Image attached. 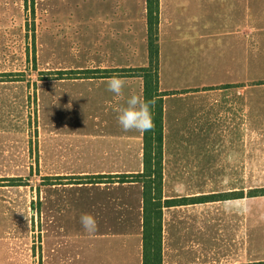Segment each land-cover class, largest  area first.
I'll return each mask as SVG.
<instances>
[{
	"label": "crops",
	"instance_id": "1",
	"mask_svg": "<svg viewBox=\"0 0 264 264\" xmlns=\"http://www.w3.org/2000/svg\"><path fill=\"white\" fill-rule=\"evenodd\" d=\"M144 17L148 52L140 68L149 65L146 0ZM159 18L165 199L243 195L166 208L163 264H262L264 196L250 193L264 189L257 182L264 178V0H160ZM130 54L131 48L118 61L102 58L92 70L139 69L130 67ZM122 78L127 81L123 97L106 90V79L86 80L97 92L89 105L79 104L81 118L89 108L93 137L107 146L99 145L90 156H82V149L68 154L64 145L43 154V264H143L142 184L57 180L143 172V134L124 132L117 122V109L131 95L143 97V81ZM19 167L16 162L15 170ZM18 177L0 178V192L8 193L4 201L23 198L11 194ZM212 180L226 189L204 190ZM24 199L32 203L34 195ZM84 213L96 218L94 233L80 226ZM18 239L30 254V238Z\"/></svg>",
	"mask_w": 264,
	"mask_h": 264
},
{
	"label": "rangeland",
	"instance_id": "2",
	"mask_svg": "<svg viewBox=\"0 0 264 264\" xmlns=\"http://www.w3.org/2000/svg\"><path fill=\"white\" fill-rule=\"evenodd\" d=\"M144 18V0H0V77L8 80L0 83V178L17 174L18 186H30L20 191L12 182L11 194L23 197L16 203L4 201L8 193L0 192V264H43V154L64 145L68 154L82 149V156H90L99 145L107 146L91 133L89 108L84 118L79 109L91 103L96 86L86 80L56 84L55 75L92 69L102 58L118 61L129 48L130 67L143 65ZM217 182L203 189H226ZM27 194L34 195L32 203L24 199ZM24 236L30 238V254L18 239Z\"/></svg>",
	"mask_w": 264,
	"mask_h": 264
},
{
	"label": "trees",
	"instance_id": "3",
	"mask_svg": "<svg viewBox=\"0 0 264 264\" xmlns=\"http://www.w3.org/2000/svg\"><path fill=\"white\" fill-rule=\"evenodd\" d=\"M149 65L146 68L131 70H82L61 71L55 76L58 80H91L107 79L113 75L125 78H138L143 81V98H155L153 109L155 128L153 131L143 133V165L144 170L139 174L122 176H96L80 178H58L61 184L82 185L96 183H139L143 186V264H163L164 240V211L166 208L184 206L205 202L229 200L240 197L242 194H216L204 198H182L167 200L164 196V161H165V126H164V97L160 92L159 75V14L160 0H146ZM50 80L44 78L43 81ZM8 82L0 77V83ZM21 184L20 181H15ZM253 196H264V189L254 190ZM264 264V263H262Z\"/></svg>",
	"mask_w": 264,
	"mask_h": 264
},
{
	"label": "clouds",
	"instance_id": "4",
	"mask_svg": "<svg viewBox=\"0 0 264 264\" xmlns=\"http://www.w3.org/2000/svg\"><path fill=\"white\" fill-rule=\"evenodd\" d=\"M126 83L127 81L124 78L113 75L106 79V90L115 96L123 97ZM155 104V98L145 100L142 96L131 95L127 99L126 106L117 109V122L122 131H134L141 134L153 131L155 128L153 118ZM80 223L87 233H94L98 229V222L90 213L82 214L80 216Z\"/></svg>",
	"mask_w": 264,
	"mask_h": 264
}]
</instances>
